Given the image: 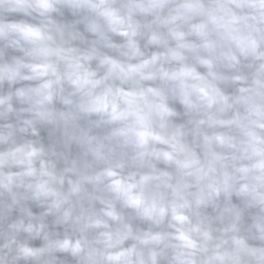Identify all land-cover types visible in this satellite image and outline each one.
Segmentation results:
<instances>
[{
    "label": "clouds",
    "instance_id": "clouds-1",
    "mask_svg": "<svg viewBox=\"0 0 264 264\" xmlns=\"http://www.w3.org/2000/svg\"><path fill=\"white\" fill-rule=\"evenodd\" d=\"M0 264H264V0H0Z\"/></svg>",
    "mask_w": 264,
    "mask_h": 264
}]
</instances>
